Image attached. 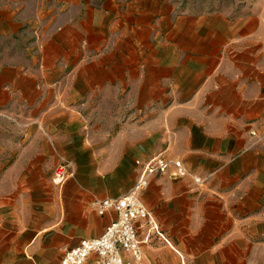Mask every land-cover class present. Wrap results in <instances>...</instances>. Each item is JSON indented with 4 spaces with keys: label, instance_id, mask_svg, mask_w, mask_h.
<instances>
[{
    "label": "crops",
    "instance_id": "crops-1",
    "mask_svg": "<svg viewBox=\"0 0 264 264\" xmlns=\"http://www.w3.org/2000/svg\"><path fill=\"white\" fill-rule=\"evenodd\" d=\"M0 114V264H61L161 152L204 182L152 177L141 264H264V1L0 0Z\"/></svg>",
    "mask_w": 264,
    "mask_h": 264
},
{
    "label": "built area",
    "instance_id": "built-area-1",
    "mask_svg": "<svg viewBox=\"0 0 264 264\" xmlns=\"http://www.w3.org/2000/svg\"><path fill=\"white\" fill-rule=\"evenodd\" d=\"M73 168L74 164L69 161L57 164L53 182L59 186L63 185L72 177ZM171 168L175 169L180 178L191 177L196 185L204 182L182 161L169 159L166 152L144 161L143 171L128 194L98 202L99 215H114L105 231L99 237L84 239L78 246L68 250L61 264H87L93 255L97 256V264H141L142 245L145 241L140 237V229L146 226L150 233L159 230L153 212L146 206L142 196L152 177L164 174Z\"/></svg>",
    "mask_w": 264,
    "mask_h": 264
},
{
    "label": "rangeland",
    "instance_id": "rangeland-1",
    "mask_svg": "<svg viewBox=\"0 0 264 264\" xmlns=\"http://www.w3.org/2000/svg\"><path fill=\"white\" fill-rule=\"evenodd\" d=\"M181 11L192 12H215V11H230L233 14H242L259 5L264 0H170ZM12 119L0 114V135L8 134L6 122Z\"/></svg>",
    "mask_w": 264,
    "mask_h": 264
}]
</instances>
